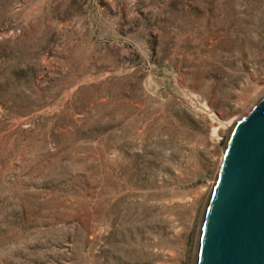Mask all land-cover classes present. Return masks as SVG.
Listing matches in <instances>:
<instances>
[{
  "label": "rangeland",
  "instance_id": "rangeland-1",
  "mask_svg": "<svg viewBox=\"0 0 264 264\" xmlns=\"http://www.w3.org/2000/svg\"><path fill=\"white\" fill-rule=\"evenodd\" d=\"M264 0H0V264H198Z\"/></svg>",
  "mask_w": 264,
  "mask_h": 264
},
{
  "label": "water",
  "instance_id": "water-1",
  "mask_svg": "<svg viewBox=\"0 0 264 264\" xmlns=\"http://www.w3.org/2000/svg\"><path fill=\"white\" fill-rule=\"evenodd\" d=\"M198 264H264V99L232 133L206 211Z\"/></svg>",
  "mask_w": 264,
  "mask_h": 264
},
{
  "label": "bare ground",
  "instance_id": "bare-ground-1",
  "mask_svg": "<svg viewBox=\"0 0 264 264\" xmlns=\"http://www.w3.org/2000/svg\"><path fill=\"white\" fill-rule=\"evenodd\" d=\"M235 129V128H234ZM234 131V130H233ZM233 133V132H232Z\"/></svg>",
  "mask_w": 264,
  "mask_h": 264
}]
</instances>
